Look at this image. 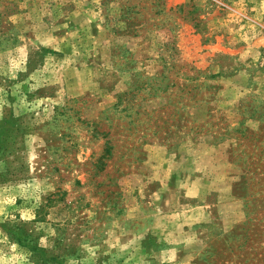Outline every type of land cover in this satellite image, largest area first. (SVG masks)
<instances>
[{
  "label": "rangeland",
  "instance_id": "obj_1",
  "mask_svg": "<svg viewBox=\"0 0 264 264\" xmlns=\"http://www.w3.org/2000/svg\"><path fill=\"white\" fill-rule=\"evenodd\" d=\"M0 264H264V0H0Z\"/></svg>",
  "mask_w": 264,
  "mask_h": 264
},
{
  "label": "trees",
  "instance_id": "obj_2",
  "mask_svg": "<svg viewBox=\"0 0 264 264\" xmlns=\"http://www.w3.org/2000/svg\"><path fill=\"white\" fill-rule=\"evenodd\" d=\"M167 85H165L164 87H166ZM163 87V88H164ZM155 93V92H154ZM130 93L127 91V92H124L123 93V96H120L119 97V101H121V98L122 97H124V98H127V97H130V98H128V101H130L131 100V97L133 96V95H130V96H127V95H129ZM130 99V100H129ZM29 247V249H30V251L31 252H33L34 254H38V255H44V250H41V249H39V248H37V247H34V246H28ZM52 260H57L55 257H53V258H49V259H47L46 261L47 262H49V261H52Z\"/></svg>",
  "mask_w": 264,
  "mask_h": 264
}]
</instances>
